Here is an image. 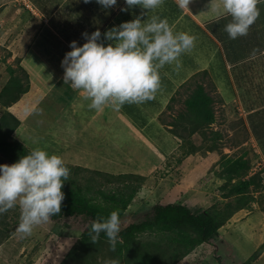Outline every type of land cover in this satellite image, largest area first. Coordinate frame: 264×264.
<instances>
[{
	"label": "rangeland",
	"instance_id": "rangeland-1",
	"mask_svg": "<svg viewBox=\"0 0 264 264\" xmlns=\"http://www.w3.org/2000/svg\"><path fill=\"white\" fill-rule=\"evenodd\" d=\"M206 1V10L214 12L211 0H192L191 9L201 12V3ZM78 2L80 0L70 1L71 4ZM78 12L79 19L67 30L72 39L85 40L82 34L86 32L91 13L84 7ZM160 17L170 24L175 16L161 12ZM135 18L128 17L125 21ZM190 18L183 16L175 32L184 30L198 37L193 49L196 55L216 53V56L213 55L210 63L208 57L198 60L182 55L181 67L171 78L178 81L192 70L194 74L171 92L170 107L169 101H165L160 111L148 113V127L142 129L135 127L127 115L124 114L129 122L122 119L121 109H89L90 101L64 84L61 61L68 48L71 50V39L67 41L57 27L42 19L31 0H0V60H5L0 62V93L13 75L9 66L23 77L21 82L11 83V89L19 85L27 89L12 103L15 108L25 106L27 110L22 118L23 127L17 128L14 135L33 150L40 148L50 155L61 156L65 163L101 170L109 177L131 175L126 179L130 184L141 181L139 191L123 215L122 228L131 222L151 219L156 204L181 202L194 210L224 206L229 198H224L219 191L224 178L218 173L228 157L243 156L249 161L250 174H260L264 182V154L252 122L264 115V101L255 104L257 108L250 112L244 102L246 83L257 90L254 86L264 80V55L252 59H255L254 64L247 66L249 73H238L236 77L231 66L230 69L221 67L217 61L221 60L217 44L195 25L194 28ZM199 25L205 29V23ZM47 37L54 41V46L44 53L45 47L40 49L35 42L40 44ZM197 62L201 64L199 68H196ZM212 62L216 64L213 70ZM218 66L221 69L218 70ZM24 72L28 78L24 77ZM241 76L244 79L241 80ZM198 82L203 83L214 98L215 121L210 127L190 134L181 127L176 129L172 123L179 121V110ZM257 93L264 98V91ZM15 108L10 109L0 102V117ZM62 110L64 113L59 116ZM0 164L12 163L5 160ZM104 175L100 178L107 181ZM124 185L123 182L107 183L104 188L114 190ZM253 197L250 205L237 210L220 228L214 243L200 245L176 264H264V188H258ZM17 211L20 214L18 208ZM83 227L81 219L69 217L50 220L36 227L27 238L22 239L16 231L0 247V264H61L81 240ZM100 259L103 260L101 252Z\"/></svg>",
	"mask_w": 264,
	"mask_h": 264
},
{
	"label": "trees",
	"instance_id": "trees-1",
	"mask_svg": "<svg viewBox=\"0 0 264 264\" xmlns=\"http://www.w3.org/2000/svg\"><path fill=\"white\" fill-rule=\"evenodd\" d=\"M70 1L72 0H31L41 13V18H46L51 25L57 27L60 35L64 38L71 39L70 43L75 39H72L73 36L69 35L67 29L78 19L76 13L82 7L91 13V20L86 22L85 31L88 34L97 29L101 30L100 27L109 22L108 19L113 13L111 8H102L96 3V0H91L87 4L80 0L78 3H81V5L78 3L71 4ZM165 2L167 5L163 12L166 16H175L173 20H176L178 16L182 15L183 12L177 9L175 0H165ZM65 14L71 16L64 19ZM146 19L148 20L150 17L146 16ZM117 20L120 21V18H117ZM230 20L231 17L221 19L219 22H216V19L212 20L206 24L205 29L196 22L194 24L197 27L196 29L220 43L221 60L217 61L225 69L227 67L230 69L231 66L237 73V77L238 73H249L247 66L251 67L254 64L255 59H252L255 56L263 54L264 42L262 38L256 36L255 32H252L253 29L251 28L246 36L230 39L228 33L224 30L225 25ZM105 32L101 33V40L109 42L104 39L103 34ZM37 40L35 45L39 46L40 49L45 47V49L43 48L44 53H47V50L50 51L54 46V41L51 38L42 39L41 45ZM75 41L78 46H82V42L85 40L79 38ZM200 55L202 53H199L196 57ZM0 62H5V60H0ZM215 66L216 64L212 62L211 69H215ZM218 67V70L221 69L220 66ZM8 69L13 72V75L0 93V102L10 107V109H14L12 103L18 101L20 93L27 91V89L22 85L15 88L16 90L11 89V83H19L23 77L15 74L12 66H9ZM24 73V77L28 78L26 72ZM240 79L244 78L241 76ZM246 85H244L247 92L244 95L246 96L244 102L250 112L257 108L255 104L261 100L264 101V98L258 97L257 93V91H264V80L254 86L257 90H254L253 86H250L252 84L248 82ZM67 87L72 89L69 84H67ZM157 102V100H153L139 106L126 104L121 109L137 127L143 129L145 126L148 127L149 119V114L145 110L150 109V104L154 106ZM213 103L214 98L206 90L205 85L201 82L196 83L192 92L184 100V107L179 110V121L173 122L172 125L176 129L181 127L185 131L188 130L190 134L210 127L215 121ZM262 105L264 106V104ZM26 111L25 106L15 108V111L9 110L0 117V161L6 160L14 163L21 156L33 150L14 135L21 123L20 117L23 118ZM252 122L254 132L264 154V115L258 116ZM215 133L218 132L215 131ZM188 153L190 154L192 151ZM66 165L70 168L71 175L70 179L64 182L62 188L65 199L62 202L61 212L53 216L51 220L57 221L72 217L81 219L84 222V227L81 240L73 246L61 264H107L113 259L118 260L119 264H176L200 245L214 243V240L220 235V228L228 219L237 210L239 211L251 204L254 199L253 193L258 191V188H264V182L260 174H250V164L247 159H244L243 156L228 157L222 164L223 170L218 173L220 177L224 178V183L219 187V191L224 198H229L224 206L220 208L216 206L200 207L194 210L181 202L156 204L151 219L131 222L122 228L119 234L122 242H118L115 251H112L104 233H101L98 243H91L89 236L90 224L98 217L107 219L113 210L119 211L122 220L142 182L140 181L136 185L130 184L126 179L131 178V175L119 174L118 176L109 177L103 171L94 168L68 163ZM102 175L107 177V181L102 180ZM138 179L140 180V178ZM115 182H123L125 185L114 190L104 188L107 183L112 184ZM17 208L0 215V245L16 232L20 217ZM145 236L151 239L142 240L141 238ZM100 252L103 254V260L100 259Z\"/></svg>",
	"mask_w": 264,
	"mask_h": 264
},
{
	"label": "clouds",
	"instance_id": "clouds-1",
	"mask_svg": "<svg viewBox=\"0 0 264 264\" xmlns=\"http://www.w3.org/2000/svg\"><path fill=\"white\" fill-rule=\"evenodd\" d=\"M89 3L91 0H83ZM183 10L189 9L192 0H175ZM264 0H219L212 3L216 22L231 17L224 30L230 39L246 36L259 18L258 4ZM102 8L116 6L117 0H96ZM165 0H125L128 11L139 6L146 12L162 9ZM86 42L78 46L71 41L70 48L61 66L64 69V84L82 94L90 101L89 109L103 111L106 107L120 110L124 105H141L155 100L162 89L160 69L166 65L181 67L180 58L191 53L198 37L186 32H175L166 18L152 15L145 22L140 16L107 30L101 40L99 29L90 35L82 34ZM70 168L64 159L46 150L36 148L12 164H0V215L19 208V224L16 229L20 237L27 238L36 227L45 224L62 210L65 193L64 182L70 179ZM122 221L118 210H113L107 219L97 218L90 224V241L96 244L101 233L107 237L112 251L122 242ZM107 264H119L111 260Z\"/></svg>",
	"mask_w": 264,
	"mask_h": 264
},
{
	"label": "crops",
	"instance_id": "crops-1",
	"mask_svg": "<svg viewBox=\"0 0 264 264\" xmlns=\"http://www.w3.org/2000/svg\"><path fill=\"white\" fill-rule=\"evenodd\" d=\"M166 5L167 4L165 2L164 6L162 7V9H158L155 13L149 12L147 15L145 14V15L141 16L142 11L146 12V10H142L139 6H136L134 8L129 9L128 11H120V9L122 7L126 6L125 5V0H117L116 6L111 7V9L113 10V13L110 15V17L108 19L109 22H107L105 26H101L100 27V29H101L100 32L102 33V32H105V31L113 28L114 26H119L120 24H117V23L118 22H120V23L125 22L126 18H128V17H138V16H140L142 20H145V22H147L146 16L147 17L148 16L151 17L154 14L160 16L161 12L164 11V8L166 7ZM207 5H208V1H206L204 3H201V9H203V10H201V12H199V13L194 12L193 9H191L190 5H189V9L185 8L183 10H181L177 6V9L181 10L183 13H182V15L178 16L176 20H173V22L170 23V26L175 31V27H179V22L178 21L183 16L191 17L192 19L191 18L190 19L193 21V26L195 25L194 24L195 22L198 23V24H201V23L207 24L210 21L215 20L216 19V14L214 12L207 11L206 10V6ZM258 8L260 10L259 18L255 21V23H254L253 27H251V29H253L252 32H255L256 36H258L259 38H262V40L264 42V2L258 4ZM203 12H205L206 14H202ZM76 16L79 19L77 14H76ZM117 18H120V21H118ZM194 28H196V27L194 26ZM193 29L191 31H193ZM182 31L185 32L184 30H182ZM67 41H69V40H67ZM101 41L102 40H100L98 42H101ZM214 42L217 44V49H218L217 50V54H219V56H220V52L219 51L221 50V45H220V43L217 40H215ZM67 51H71V50L68 48ZM193 52L194 51L192 50L191 53L184 54V55L187 56V58L188 57H191L192 59L193 58H199L198 60H200L201 58L208 57L206 59H208V62H210V63H211V60L213 58V55L215 54V56H216V53H212V56L211 55L204 56V54H202V55L196 57L195 53H193ZM262 53L264 54V51ZM263 54H261V55H263ZM200 65L201 64L198 63L196 68H199ZM174 68H175V65H166L164 68L159 70L160 71V75H161V80H162V89H161V91H159L157 93V96H156L157 99L155 98V100L158 101L156 103L157 106L156 105L153 106L152 104H150V109H146L145 110L146 113H150V111H151V113H154L155 111L156 112L160 111V109L162 108V105H163V103L165 101H167V102L169 101L167 105L170 106L171 98L169 96H170L171 92H173L174 90H177L182 82H185L186 80H188L194 74V70H192V72L189 75L183 76L178 81H176L175 79L173 81V79L171 77L173 76L172 74H174L176 72V69H174ZM173 78H174V76H173ZM32 109H34V105H33ZM110 109H112V108H110ZM63 113H64V110H62V112H61V114L59 116L63 115ZM124 114L125 113L123 112V110L120 111V115H121L122 119L126 118L124 116ZM20 119H21V124L19 125L18 130H20L23 127V124H24L23 123V119L21 117H20ZM127 119L128 118H126L125 120L129 122L130 120L129 119L127 120ZM148 123H149V121H148ZM135 127H137V126L135 125ZM0 247H1V245H0Z\"/></svg>",
	"mask_w": 264,
	"mask_h": 264
}]
</instances>
